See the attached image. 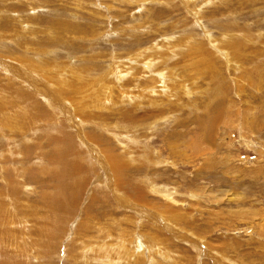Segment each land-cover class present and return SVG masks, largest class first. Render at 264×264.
<instances>
[{"label":"rangeland","instance_id":"374dc122","mask_svg":"<svg viewBox=\"0 0 264 264\" xmlns=\"http://www.w3.org/2000/svg\"><path fill=\"white\" fill-rule=\"evenodd\" d=\"M119 239L264 264V0H0V264Z\"/></svg>","mask_w":264,"mask_h":264},{"label":"bare ground","instance_id":"6f19581e","mask_svg":"<svg viewBox=\"0 0 264 264\" xmlns=\"http://www.w3.org/2000/svg\"><path fill=\"white\" fill-rule=\"evenodd\" d=\"M81 5V4H80ZM82 7V6H81ZM220 43V42H219ZM152 48V47H151ZM224 48V47H223ZM179 49V48H178ZM153 52V51H152ZM48 53V52H47ZM192 53V52H191ZM197 54V53H196ZM51 55V54H50ZM198 55V54H197ZM177 57V56H176ZM29 58V57H28ZM138 58V57H137ZM145 58V57H144ZM151 58V57H150ZM195 58V57H194ZM152 59H154V58H152ZM160 59V58H159ZM228 59V58H227ZM145 60V59H144ZM148 60V59H147ZM151 60V59H150ZM34 61V60H33ZM139 61H141V60H139ZM152 61V60H151ZM150 61V62H151ZM155 61V60H154ZM143 62V61H142ZM145 62H147V61H145ZM153 62V61H152ZM156 62V61H155ZM159 64V63H158ZM202 64V63H201ZM35 65V64H34ZM132 65L134 66V64L132 63ZM33 66V65H32ZM64 66V65H63ZM144 66V65H143ZM148 66H150V65H148ZM37 67V66H36ZM38 67H39V65H38ZM70 67V66H69ZM149 68V67H148ZM151 69V68H150ZM51 70V69H50ZM68 70V69H67ZM130 70V69H129ZM133 70V69H132ZM163 70V69H162ZM205 70V69H204ZM48 71V70H47ZM79 71V70H78ZM127 71V70H126ZM56 72H58V71H56ZM70 72H72V70L70 71ZM52 73V72H51ZM72 73H74V72H72ZM111 73V72H110ZM52 74H54V73H52ZM82 75V74H81ZM62 79V78H61ZM70 79V78H69ZM99 82L101 81V83H99L100 85H101V88H102V83H103V81L102 80H99V79H97ZM97 80H95V81H97ZM61 83H63L62 81H60ZM59 82V83H60ZM55 83V82H54ZM106 83V82H105ZM160 83V82H159ZM50 84V83H49ZM98 84V85H99ZM104 84V83H103ZM107 85V84H106ZM62 87H64V86H62ZM93 87V86H92ZM94 87H96V85H94ZM59 89H62V88H59ZM189 89V88H188ZM82 90V89H81ZM103 90V89H102ZM71 92H73V91H71ZM82 92V91H81ZM81 92H80V94H81ZM78 93V92H77ZM107 93V92H106ZM96 95V94H95ZM102 95V94H101ZM105 95V94H104ZM109 95V94H108ZM113 95V94H112ZM190 95V94H189ZM83 96V95H82ZM110 96V95H109ZM50 97V96H49ZM86 97H87V95H86ZM90 97V96H89ZM51 98V97H50ZM106 98V97H105ZM52 99V98H51ZM103 100H106V99H103ZM108 100V99H107ZM95 101V100H94ZM98 101V105H99V102H100V100H97ZM48 102H49V100H48ZM104 102V101H103ZM56 103V102H55ZM73 103V102H72ZM101 103V102H100ZM102 105V104H101ZM103 106V105H102ZM106 107V106H105ZM104 107V108H105ZM97 108V107H96ZM95 108V109H96ZM86 110V109H85ZM157 125V124H156ZM155 125V126H156ZM152 125H150V127H151ZM112 161H113V163H116V165H118L119 166V164H120V160L118 161V159H115V158H113L112 159ZM122 162V161H121ZM153 182V181H152ZM25 185V184H24ZM151 185H152V183H151ZM170 199V198H169ZM125 230V229H124ZM102 231V230H101ZM120 231V230H119ZM122 231V230H121ZM124 232V231H123ZM131 232V231H130ZM106 233V232H105ZM119 233V232H118ZM103 234H104V232H103ZM108 233H106V235H107ZM121 234V233H120ZM130 234V233H129ZM139 234H140V232H139ZM101 235V234H100ZM132 235V234H131ZM134 235V234H133ZM144 235V234H143ZM108 236V235H107ZM110 236V235H109ZM114 236V235H113ZM137 236V235H136ZM145 236V235H144ZM143 236V237H144ZM103 237V236H102ZM105 237V236H104ZM141 237V236H140ZM156 237V236H155ZM106 238H109V237H106ZM112 238V237H111ZM92 239V238H91ZM93 239H95V237L93 238ZM99 239V238H98ZM125 239V238H124ZM130 239V238H129ZM154 239V238H153ZM95 240H97V238L95 239ZM106 240V239H105ZM154 240H156V238L154 239ZM117 241H119V243H118V245L116 246V247H109L108 245H105L104 243L103 244H100L102 247H105V249L108 251V254H109V256H108V258H111V256H112V254H114L115 255V253L118 255L119 253L121 254H119L118 256L120 257V262H122L123 264H139L138 262H139V258H140V255L137 253V251H135V249L133 248L132 250H130L129 249V243H128V241L126 242V241H122V239L120 240H117ZM122 241V242H121ZM142 241V240H141ZM157 241V240H156ZM96 242H98V241H96ZM144 242V241H143ZM148 242H149V240H148ZM115 242H113V245H115L114 244ZM158 243V242H157ZM161 243V242H160ZM163 243V242H162ZM90 244H92V243H90ZM95 244H97V243H95ZM144 244V243H143ZM150 244V243H149ZM87 245V244H86ZM93 245V244H92ZM147 245V244H146ZM151 245V244H150ZM154 245V244H153ZM89 246V245H88ZM88 246H86L85 248L87 249V247ZM135 246V245H134ZM144 246V245H143ZM155 246H156V244H155ZM161 246V245H160ZM159 246V247H160ZM95 247V246H94ZM130 247H132V246H130ZM141 247V246H140ZM96 248V247H95ZM163 248V247H162ZM97 249V248H96ZM101 249V248H100ZM99 249V250H100ZM144 249V248H143ZM159 249V248H158ZM118 250V251H117ZM88 251V250H87ZM148 251V250H147ZM86 252V251H85ZM90 252V251H89ZM82 253V252H81ZM94 253V252H93ZM96 253V252H95ZM95 253H94V255H95ZM148 253V252H147ZM160 253V252H159ZM162 253V252H161ZM165 253H166V251H165ZM157 254H158V252H157ZM86 255H87V253H86ZM92 255V254H91ZM99 255V254H98ZM97 255V256H98ZM117 255H116V257H117ZM156 255V254H155ZM164 255V254H163ZM105 256H106V254H105ZM148 256H149V254H148ZM94 257V256H93ZM99 257V256H98ZM168 257V256H167ZM86 258H88V257H86ZM102 258V257H101ZM100 258V259H101ZM113 258V257H112ZM118 258V257H117ZM146 258V257H145ZM154 258H155V256H154ZM100 259H98L97 258V260L99 261ZM105 259V258H104ZM114 259V258H113ZM148 259V258H147ZM94 260V259H93ZM112 260V259H111ZM119 260V259H118ZM117 260V261H118ZM106 260H104V262H105ZM110 261V260H109ZM113 261H115V260H113ZM154 261V260H153ZM157 261V260H156ZM84 262V261H83ZM151 262V261H150ZM117 263V262H116ZM119 263V262H118ZM146 263V262H145ZM144 264V263H143ZM152 264V263H151Z\"/></svg>","mask_w":264,"mask_h":264}]
</instances>
